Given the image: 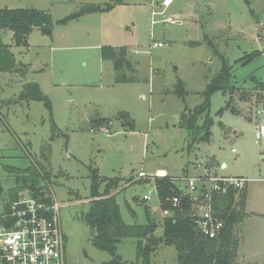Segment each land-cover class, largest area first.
<instances>
[{"label":"rangeland","instance_id":"1","mask_svg":"<svg viewBox=\"0 0 264 264\" xmlns=\"http://www.w3.org/2000/svg\"><path fill=\"white\" fill-rule=\"evenodd\" d=\"M164 1L0 0V9L34 7L49 12L53 21L51 36L36 27L27 46L17 45L10 29L0 30V42L8 45L16 67L0 71V212L16 186L15 173L6 167L26 168L35 161L48 174L42 186L63 204L67 264H106L112 255L93 245L83 218L92 200V169L102 176L133 178L115 191L126 223H146L147 208L161 222L154 183L138 182L140 169L152 177L163 168L182 179L186 171L201 174L215 157L220 173L251 178L248 216L235 229V264H264V139H256L255 123L246 116L262 119L257 115L261 100L236 102L239 94L234 93L231 105L237 103L242 113H233L226 106L229 93L212 94L210 142H193V134L180 126L182 112L204 101L203 91L222 69V57L232 65L239 87L255 88L252 76L264 81V0H174L168 6ZM110 2L116 3L110 11L60 23L83 5ZM152 11L163 13L152 16ZM167 17L175 21L167 22ZM108 45L128 47L135 71L123 73L134 81L116 82L112 61L101 55V47ZM255 50L262 53L243 64L241 58ZM29 82L40 84L52 102V114L45 101L22 96ZM122 111L130 114L135 130L125 129L116 118ZM99 118L112 120L106 125L109 133L94 125ZM150 191L153 200L143 202ZM156 234H163L161 226ZM118 253L121 264H137V240L123 239ZM151 264H178L175 246H159Z\"/></svg>","mask_w":264,"mask_h":264},{"label":"trees","instance_id":"2","mask_svg":"<svg viewBox=\"0 0 264 264\" xmlns=\"http://www.w3.org/2000/svg\"><path fill=\"white\" fill-rule=\"evenodd\" d=\"M122 1L114 0L116 3H122ZM247 1L249 2V0ZM114 2L104 5H83L79 10L62 19L60 23L67 24L90 13L110 11L116 4ZM52 22V15L38 8L6 7L0 9V30L10 29L17 45H29L28 37L36 27L44 35L51 36L53 33ZM260 53L262 51L255 50L241 58V62L246 64ZM101 55L103 59L112 61L117 73L116 82L127 83L135 80L133 75L123 73L125 70H130L132 73L135 71L127 46H103L101 47ZM222 61V69L207 84L206 89L203 91L204 101L202 104L193 110L186 108L181 114L180 126L193 134V142H210L211 127L213 125V119L210 116L212 94L217 91L229 93L231 100L233 99L232 95L236 92L241 100H249L252 97V92L234 84L232 65L229 64L225 57H222ZM14 64V55L9 50L8 45L0 42V71L14 68ZM24 66L28 67L27 65ZM251 79L255 81L254 90L257 91V99H260L264 106V82L255 76H252ZM181 87L179 91L183 95L185 90L183 85ZM22 96L45 101L52 114V102L44 94L39 83L29 82L25 84ZM231 100L228 101L227 107L230 108L231 112L238 113L231 106ZM222 110L223 108L219 112L221 113ZM116 118L122 121L125 129L135 130V122L131 119L128 112H119ZM199 119L203 120L202 124H199ZM111 122V119L99 118L94 120V125L101 127L110 125ZM51 127L52 133L56 134L58 127L53 116H51ZM42 156L47 159L45 155L42 154ZM207 165L212 167V162ZM6 170L15 173L16 178V186L10 190L8 200L18 198L19 193L23 191H28L34 197L42 196L48 191L41 184V179H44L48 174L35 161L26 168L7 166ZM132 179H124L119 176H102L98 169H92L90 188L92 200L89 210L83 215V218L93 233V245L112 255V259L106 264H121L122 257L118 253V245L126 238L137 240V257L141 264H151L152 254L161 245L175 246L178 264H235L239 246V239L236 236L235 229L248 216L246 212L248 184L240 191L238 198L236 197L237 191L234 189L223 195L215 194L214 208L217 211V215L225 221V227L218 238H209L198 230L193 216L188 213L178 212V209L174 211V215L165 217L158 223L150 213L151 209L147 208L145 209L146 223H126L115 191L121 187L122 182L126 183ZM138 182L147 183L150 180L146 178L140 179ZM155 183L158 186L159 198L163 201L162 207L172 208L168 199L179 192L177 185L172 181V177L169 175L164 177L156 176ZM134 200L139 201L140 197L135 196ZM187 201V199L184 201L186 210L188 209ZM143 202L146 201L143 200ZM160 226L163 229V234L158 236L156 231Z\"/></svg>","mask_w":264,"mask_h":264},{"label":"built area","instance_id":"3","mask_svg":"<svg viewBox=\"0 0 264 264\" xmlns=\"http://www.w3.org/2000/svg\"><path fill=\"white\" fill-rule=\"evenodd\" d=\"M173 1L165 0L164 5L168 6ZM160 13L163 11H152V16ZM164 20L175 21L173 17ZM162 45V42L154 43V46ZM257 115L262 119L256 123L255 137L257 140H262L264 139L263 105L257 110ZM100 129L110 132V128L106 126H101ZM167 175L158 170L152 177H147V173L141 168L137 180L147 178L150 182L146 184L154 183V192L162 212V219L174 215L177 209L178 212L188 213L195 218L198 230L209 238H218L225 227V221L217 215L214 208L215 194L223 195L234 189L238 198L240 191L251 180L245 176H222L205 165L204 171L196 176L186 175L182 179L172 177L179 192L168 199L172 208H163L155 177ZM178 180H184V185ZM185 199L188 200L187 210L184 206ZM142 200L152 201V191L145 193ZM62 206L53 190L39 197L23 191L19 193L18 198L5 201L0 212V264H67V241L63 228Z\"/></svg>","mask_w":264,"mask_h":264},{"label":"crops","instance_id":"4","mask_svg":"<svg viewBox=\"0 0 264 264\" xmlns=\"http://www.w3.org/2000/svg\"><path fill=\"white\" fill-rule=\"evenodd\" d=\"M123 46V45H122ZM234 76V75H233ZM262 81V80H261ZM262 82H264V81H262ZM240 88H242V89H244V90H246V91H250V92H252V97H251V99H254V98H256L257 99V96H256V94H257V91L256 90H254V86L253 87H247V86H242V87H240ZM238 93L236 92V95H237ZM232 97H233V99L231 100V96L229 97V99L227 100V103H228V101L229 100H231V102L234 100V97H235V95H232ZM251 99H249V100H241L240 98H238L237 97V99H236V102H237V100H240V101H242V102H245V103H251V102H253V101H251ZM235 102V103H236ZM227 103H226V106H227ZM261 104L263 105V102H261ZM232 106V105H231ZM236 108L238 109V110H242V109H240V107H238L237 106V103H236ZM235 106H233L234 108H235ZM235 108V109H236ZM236 109V110H237ZM238 113H242V112H238ZM248 113L250 114V112L248 111ZM247 117H248V119H250L251 121H253V123H255V125H254V129L256 128V123L258 122V118L255 116V115H253V113L251 114V115H246ZM257 119V120H256ZM234 133H237V131H234ZM214 158V161H212V163L214 164V166H212V167H210V166H208L209 168H211L214 172H216L217 174H219V175H222V176H230V175H226V174H223V173H220L219 172V165H220V163L217 161V159L215 158V157H213ZM226 164V166H227V163H225ZM226 166H224V167H226ZM223 167V166H222ZM223 167V168H224ZM158 170H160L163 174L164 173H166V170L165 169H163V168H158V169H156V171H158ZM167 174V173H166ZM188 174V172L186 171V175ZM169 175V174H168ZM169 176H171V177H173L174 178V176H172V175H169ZM236 176H239V175H236ZM122 188H120V190H121ZM142 200V199H141ZM247 207H248V201H247ZM135 213V212H134ZM250 213H254V215H256L255 217H257V218H260V216H258V212H250ZM262 214H264V212L262 213ZM158 221V220H157ZM159 222V221H158ZM162 246V245H161Z\"/></svg>","mask_w":264,"mask_h":264},{"label":"water","instance_id":"5","mask_svg":"<svg viewBox=\"0 0 264 264\" xmlns=\"http://www.w3.org/2000/svg\"><path fill=\"white\" fill-rule=\"evenodd\" d=\"M224 166H226V164H225V163H223V167H224Z\"/></svg>","mask_w":264,"mask_h":264}]
</instances>
